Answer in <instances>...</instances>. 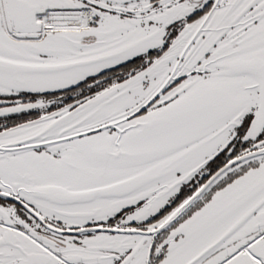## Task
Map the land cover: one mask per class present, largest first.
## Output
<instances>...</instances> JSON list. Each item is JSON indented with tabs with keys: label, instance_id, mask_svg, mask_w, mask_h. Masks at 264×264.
Segmentation results:
<instances>
[{
	"label": "snow or ice",
	"instance_id": "snow-or-ice-1",
	"mask_svg": "<svg viewBox=\"0 0 264 264\" xmlns=\"http://www.w3.org/2000/svg\"><path fill=\"white\" fill-rule=\"evenodd\" d=\"M0 264H264V0H0Z\"/></svg>",
	"mask_w": 264,
	"mask_h": 264
}]
</instances>
